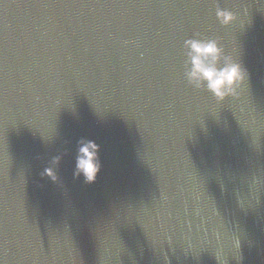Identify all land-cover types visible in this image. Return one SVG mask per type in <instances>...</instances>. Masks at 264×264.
<instances>
[{
    "label": "water",
    "instance_id": "95a60500",
    "mask_svg": "<svg viewBox=\"0 0 264 264\" xmlns=\"http://www.w3.org/2000/svg\"><path fill=\"white\" fill-rule=\"evenodd\" d=\"M196 33L237 95L184 78ZM0 264H264V0H0Z\"/></svg>",
    "mask_w": 264,
    "mask_h": 264
},
{
    "label": "clouds",
    "instance_id": "9594fccd",
    "mask_svg": "<svg viewBox=\"0 0 264 264\" xmlns=\"http://www.w3.org/2000/svg\"><path fill=\"white\" fill-rule=\"evenodd\" d=\"M215 14L221 24H230L235 19V14L227 8L217 7ZM183 49L184 78L194 88H206L217 102L237 95L247 80L246 68L236 59L224 56L223 48L215 38L196 33L184 39ZM98 149L99 145L92 140L82 142L79 147L77 174L83 173L87 182L94 181L100 169ZM44 174L56 179L51 168H46Z\"/></svg>",
    "mask_w": 264,
    "mask_h": 264
}]
</instances>
